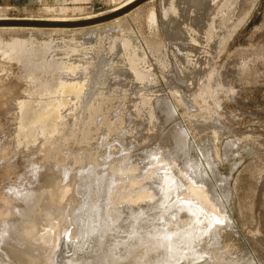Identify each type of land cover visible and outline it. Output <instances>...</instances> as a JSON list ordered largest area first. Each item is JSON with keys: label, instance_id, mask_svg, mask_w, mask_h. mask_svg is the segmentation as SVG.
Segmentation results:
<instances>
[{"label": "rangeland", "instance_id": "rangeland-1", "mask_svg": "<svg viewBox=\"0 0 264 264\" xmlns=\"http://www.w3.org/2000/svg\"><path fill=\"white\" fill-rule=\"evenodd\" d=\"M134 1L0 0V20ZM50 179L75 228L66 264H264V0L0 27V264H60L57 221H31Z\"/></svg>", "mask_w": 264, "mask_h": 264}, {"label": "water", "instance_id": "water-1", "mask_svg": "<svg viewBox=\"0 0 264 264\" xmlns=\"http://www.w3.org/2000/svg\"><path fill=\"white\" fill-rule=\"evenodd\" d=\"M148 0H136L133 3L129 4L126 7L121 8L118 11H115L111 14L103 16L101 18L88 20V21H81V22H46V21H34V20H0V27H35V28H45V27H65V28H75V27H85L91 26L95 24H99L102 22H107L125 14L131 12L135 8L139 7L140 5L144 4ZM47 187L41 191L39 196V201L37 203V207L35 210V214L32 216L31 221L36 222L37 224H42L44 221L49 220H56L57 223L55 224L58 231L55 236L59 239V244L57 248V254L59 256L60 264H66V260L71 259L75 253V228L74 224H72L70 219H61L58 221L60 216L59 205L62 204V200L64 199L65 189L62 185H60L56 181L49 180ZM62 206V205H61ZM63 229V230H62ZM66 230V231H65ZM66 232L65 234L63 232ZM64 235V236H63ZM43 240V237H41ZM22 239V238H21ZM41 239L36 242L28 243L30 247L40 246L43 241ZM72 242V243H70ZM22 247L21 249H25L26 244L21 242ZM63 249V251H62ZM65 249V251H64ZM20 251L17 253H13L11 250L8 249L7 253L14 258L15 260L18 259L22 254L19 255ZM56 254V255H57Z\"/></svg>", "mask_w": 264, "mask_h": 264}, {"label": "bare ground", "instance_id": "bare-ground-1", "mask_svg": "<svg viewBox=\"0 0 264 264\" xmlns=\"http://www.w3.org/2000/svg\"><path fill=\"white\" fill-rule=\"evenodd\" d=\"M67 89H69V90H71L72 91V87H70V86H68L67 87ZM50 117V116H49ZM33 202V201H32ZM31 202V203H32ZM31 205V204H30ZM32 206V205H31ZM31 206H30V208H31ZM34 208V207H33ZM207 210V209H206ZM28 220H29V217H28ZM204 221L205 220H201L200 221V223L199 224H201V225H199L198 227H195V229H197V228H199V229H203L206 225L204 224ZM45 222V221H44ZM211 222V221H210ZM210 222L209 223H207V224H209L210 225ZM48 224V223H47ZM202 224H204V225H202ZM46 225V224H45ZM36 227V226H35ZM38 227V226H37ZM151 227V226H150ZM23 228V227H22ZM27 230V229H26ZM203 230H205V229H203ZM22 231H23V229H22ZM31 231V230H30ZM36 232V231H35ZM43 233V232H42ZM20 234V233H19ZM33 235V234H32ZM31 233L28 231V232H24V233H21V242H23V243H26V242H28L30 239H31ZM4 237H6V236H4ZM6 239H8V238H6ZM5 239V240H6ZM1 243V242H0ZM15 243V242H14ZM45 243V242H44ZM27 244V243H26ZM15 247V246H14ZM50 248V247H49ZM30 249H31V247H30ZM35 250L36 251V248H33L32 247V249L31 250ZM38 249V248H37ZM40 249V248H39ZM14 251V250H13ZM30 251V250H29ZM40 251V250H39ZM44 251H46L45 250V248H44ZM63 251V250H62ZM32 252V251H31ZM37 252V251H36ZM47 252V251H46ZM52 252V251H51ZM15 253V252H14ZM33 254V253H32ZM41 254H42V250H41ZM47 254H48V252H47ZM37 255V254H36ZM43 255H46L45 254V252H44V254ZM43 255H37V256H43ZM49 256V255H48ZM36 258V257H35ZM47 258V257H46ZM210 258H212L213 260H217V258L219 259L218 261H220V257L219 256H217V255H211V257ZM43 259H44V256H43ZM47 260V259H46ZM46 260H43V264H44V262L46 261ZM195 260H197L196 258H195ZM29 261V260H28ZM41 261H42V259H41ZM17 262H18V260H17ZM20 263L22 262V264H29L30 262H27V259H25V261L22 259V261H19ZM36 262H38V261H36ZM47 263V262H46ZM45 263V264H46ZM41 264H42V262H41ZM103 264V263H102Z\"/></svg>", "mask_w": 264, "mask_h": 264}, {"label": "crops", "instance_id": "crops-1", "mask_svg": "<svg viewBox=\"0 0 264 264\" xmlns=\"http://www.w3.org/2000/svg\"><path fill=\"white\" fill-rule=\"evenodd\" d=\"M2 1V3L4 4V5H6L7 7L10 5V0H1Z\"/></svg>", "mask_w": 264, "mask_h": 264}]
</instances>
